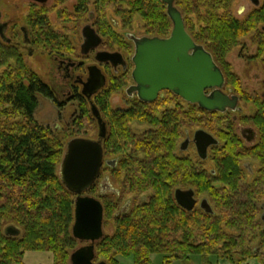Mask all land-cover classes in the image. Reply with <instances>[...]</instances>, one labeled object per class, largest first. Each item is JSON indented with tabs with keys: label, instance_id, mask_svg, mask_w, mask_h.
I'll list each match as a JSON object with an SVG mask.
<instances>
[{
	"label": "trees",
	"instance_id": "trees-1",
	"mask_svg": "<svg viewBox=\"0 0 264 264\" xmlns=\"http://www.w3.org/2000/svg\"><path fill=\"white\" fill-rule=\"evenodd\" d=\"M232 2L175 0V6L188 34L222 69L227 87L248 99L227 56L242 39L255 33L259 48L252 60L264 70V32L259 29L264 25V5L239 21L232 14ZM108 10L129 29L139 17L146 37L171 36L173 24L161 0H77L74 17L84 22L92 11L93 25L105 39L107 50L131 54L134 49L127 38L129 33L123 37L113 31ZM45 15L43 8L38 12L33 9L27 18L33 46L49 56L75 52L67 38L51 29ZM14 34L10 44L0 38V264H25L27 253H49L53 264H70V255L78 247L72 236L76 196L63 184L59 166L69 141L98 139L96 122L81 97L77 98L81 114L64 134L37 122L38 97L52 100L53 94L25 63L16 45L19 33ZM131 83L130 71L122 73L94 100L107 125L102 142L104 159L117 160L115 168L104 164L101 172L110 178L114 191L98 194V182L88 191L98 194L105 225L112 223L115 229L112 236L97 244V258L107 264H121L119 258L151 264V257L160 254L165 264L191 262L195 257H214L231 264L257 258L264 264V99L255 103L252 117L242 118L259 133L258 144L246 147L233 125L228 133L220 134L217 127L223 119L219 115L203 112L172 93H164L166 98L152 104L136 100L129 110L113 111L110 97ZM168 103L176 108L161 113ZM184 105L189 116L184 114ZM134 124L147 125L149 130L139 135L132 129ZM187 124L191 130L207 129L223 141L216 149L215 175L177 155ZM248 160L260 166L251 183L242 167ZM178 189L193 190L197 200L207 199L213 213L207 214L198 206L192 212L181 208L175 200ZM8 227L16 228L20 235L8 236Z\"/></svg>",
	"mask_w": 264,
	"mask_h": 264
},
{
	"label": "water",
	"instance_id": "water-1",
	"mask_svg": "<svg viewBox=\"0 0 264 264\" xmlns=\"http://www.w3.org/2000/svg\"><path fill=\"white\" fill-rule=\"evenodd\" d=\"M31 1L44 6L49 0ZM161 1L167 6V14L173 24L171 36L165 39L139 38L127 34V38L135 46L132 58L134 85L127 92L130 95L135 93L140 101L147 104L155 103L161 93L170 92L184 102L198 105L208 112L225 113L228 110H236L239 97L223 93L225 86L223 72L212 55L197 45L188 34L184 18L175 6V0ZM5 31L6 25L0 26V38L10 44L11 40L6 37ZM102 43L103 40L95 29L91 26L84 28L81 45L83 55L98 50ZM96 61L99 64L111 65L115 71L119 68L127 69V62L119 52L100 51L97 53ZM89 75L88 82L84 84L83 96L92 101V98L105 88L107 80L98 66L90 67ZM91 112L98 123V140L76 138L69 141L59 166V176L63 184L76 196L72 236L81 247L71 253L70 264H107L96 262V246L105 237L104 207L99 199L86 196L99 180L105 164L102 142L107 136V125L93 103ZM195 144L200 156L205 158L208 149L218 142L210 134L199 131L195 135ZM188 146L189 141H186L181 150H187ZM106 164L112 167L115 163L107 161ZM101 194L104 193L101 191ZM175 200L187 212H192L199 205L205 213H213L207 199L198 204L193 190L178 189L175 192ZM129 206L130 203L127 204V208ZM261 220L264 223V214ZM6 234L17 237L20 232L14 227H8Z\"/></svg>",
	"mask_w": 264,
	"mask_h": 264
},
{
	"label": "rangeland",
	"instance_id": "rangeland-1",
	"mask_svg": "<svg viewBox=\"0 0 264 264\" xmlns=\"http://www.w3.org/2000/svg\"><path fill=\"white\" fill-rule=\"evenodd\" d=\"M263 1V0H261ZM44 7V8H43ZM77 7V0H49L46 6L34 4L31 0H0V26H6L5 35L8 39L13 38L15 35L14 33H19V41L17 42V46L21 49L24 55L25 63L36 72L39 77L48 85L53 86L59 92V103L65 105V107L59 108L58 104L51 102L47 98L42 96L38 97L39 106L35 114V119L42 125L48 126L53 130L57 131L58 133L64 134V132L68 129H71L74 125L76 119L79 118L81 114V110L79 107V103L73 104L67 100V97L64 95L67 90L68 83L63 82L62 77L58 73V63L54 60L53 55L45 54L42 49H37L33 44H31V35L27 30L26 21L30 14V12L34 9V11L38 12L42 8L46 10V17L51 29L58 35L63 36L69 40L71 44V48L75 50L72 54H69L73 59H84L81 56L80 47L82 45L81 39V30L87 24H91L89 21L90 14L88 13L86 16V20L84 22L77 21V17H74V13ZM234 13L240 19H243L247 16V14L253 9V7L245 0H236L234 3ZM243 12V13H242ZM62 18V19H61ZM194 22L197 23L196 19L193 17ZM107 20L113 31L119 35H124L126 33L135 35L136 37H146L144 31V24L139 17H135L131 23V27L125 28L123 26L122 19L118 16L114 15L112 10H108ZM80 23V24H79ZM79 25V27H78ZM22 29L24 31H22ZM78 35V36H77ZM77 38V41H76ZM11 40V39H10ZM79 40V41H78ZM28 41L29 43L26 44L25 42ZM245 43L249 47L250 53H254L252 49L254 46L251 43V37L248 36L244 39ZM14 44L16 43L13 42ZM134 48V47H133ZM103 48L101 47L100 50ZM105 49V47H104ZM119 51V50H115ZM135 48L133 52L130 54L127 51H122L124 58L126 61L130 62L134 56ZM240 52L239 50H234L230 56L229 60L232 62L233 71L237 73L236 75L241 79L242 87L244 92L248 95V99H242L240 107L243 108V115L244 117H252L254 112L256 111L255 103H257L260 99L263 98V93L261 92V81L263 77L262 68L259 65H251L246 66V63L239 57ZM86 61V65H96V62L93 60V57L88 59H84ZM103 73H107L109 79L106 87L103 90L109 89L112 86L113 79L118 78L117 75L114 74L113 70L106 69L105 66H99ZM85 70V69H84ZM80 71L81 73L84 72ZM106 70V71H105ZM87 76V75H86ZM120 77V75H119ZM127 88V87H126ZM126 88L113 94L109 99V106L113 111L116 110H124L130 108V104L132 103L131 100L126 95ZM102 90V91H103ZM100 93V92H99ZM163 99L167 97V94H163L161 96ZM69 102V103H68ZM89 106V110L91 112V106ZM164 109H162L161 113L166 111H173L176 106L174 104L168 103L164 105ZM184 114L188 115L189 109L186 105H184ZM187 112V113H186ZM92 115V112H91ZM189 116V115H188ZM93 117V116H92ZM95 120V119H94ZM183 120V117L180 118ZM96 124L94 127L96 128V135H99V128L97 121L95 120ZM132 129L137 134H144L149 128L146 126H140L134 124ZM189 130L188 124L183 128V137L181 138L178 149L177 155L185 158H190L194 161L189 155L193 156V153L186 152L185 154H181L179 148L181 144H183L187 137L186 132ZM98 140V139H97ZM67 148V145H66ZM66 153V150H65ZM253 167V168H252ZM250 167L252 170L255 171V176L249 175L247 172V181L251 183L254 181L257 173L260 169V166L256 163ZM211 169H214V165L209 164L207 171L210 172ZM105 176H100L97 184V193L109 192L106 188L104 189V185L108 184L109 182L105 180ZM110 186V185H109ZM98 194L92 195L86 193V196L97 198ZM204 198L199 197V202L202 201ZM199 207V206H198ZM114 225L109 223L108 226L105 225L104 221V233L105 236H112L114 234ZM81 245L78 243V247ZM97 253V252H96ZM98 259V258H97ZM96 259V262H106L103 259ZM121 264H134L132 258H119ZM25 264H53V257L49 253H27L25 255ZM218 261H224L218 258H204V257H195L192 259L191 262H172L171 264H231V263H222ZM238 261V260H236ZM253 261V262H252ZM227 262V261H225ZM252 262V264H262L260 259L253 258L252 260L241 263V264H248ZM151 264H165V259L160 254H155L151 257Z\"/></svg>",
	"mask_w": 264,
	"mask_h": 264
},
{
	"label": "flooded vegetation",
	"instance_id": "flooded-vegetation-1",
	"mask_svg": "<svg viewBox=\"0 0 264 264\" xmlns=\"http://www.w3.org/2000/svg\"><path fill=\"white\" fill-rule=\"evenodd\" d=\"M236 0H233V4H232V8H231V11H232V14L233 16L238 19L239 21H243L245 20L248 16H250L251 14H253L255 11L259 10L263 5H264V0L261 1V0H245L247 1L252 7L253 9L247 14V16L243 19H240L239 17H237L234 13V3H235ZM49 2V1H48ZM34 3V2H33ZM36 4V3H34ZM38 5V4H37ZM46 6V5H44ZM44 8V7H43ZM243 13V12H242ZM93 20H94V14L91 13L90 14V18H89V21L91 22V24H87L83 27V29L81 30V39H82V44H83V30L85 27L87 26H91L93 29H95V31L99 34V36L102 38L103 40V43L101 45V47L103 48L102 50H100V48L98 50H95V51H91L88 55H83L82 52H81V56L84 58V59H88L90 57H93V60L96 62V65H86V61L84 59H73L72 57H69V56H65V55H60V53H57V54H54L53 58L54 60L58 63V73L60 74V77H62L63 79V82H66L68 83V86H67V90H66V93L64 94L66 97H67V100L70 102V103H73V104H78L77 102V98L78 97H81L83 99H85L88 103V105L91 106V104L93 103L95 105V98L97 97V95L99 94H96L93 98H92V101H89L87 100V98H85L83 96V90H84V84H86L90 78V75H89V68L90 67H93V66H105L106 69H111L113 70L114 74L117 75L119 77V75L121 76L122 73H125V72H128L130 71V75H131V79H132V72H133V69H134V66L132 64V59L131 61L127 62V69L126 70H123L122 68H119L117 71H115V69L111 66V65H105V64H99L97 61H96V57H97V53L100 52V51H105V52H119L121 53V51H110V50H107V49H104V46H105V39L102 37V35L97 31L96 27L93 25ZM7 26V25H6ZM259 29L261 30V32H264V25H261L259 27ZM22 31H24L22 29ZM256 34L255 33H251L250 37H251V43L253 44V50H254V53H250L249 55L248 52H250L249 50V47L247 46V44L245 43V41H243L244 39L241 40V44L238 45L234 50H239L240 52V55L239 57L241 59H243V61L246 63V66H251V65H259L261 68H262V71H263V77H262V81H261V92L263 93V99H264V91L262 90V82H263V79H264V70H263V67L260 65V64H256L255 63V60H252V59H255L256 58V55L258 54V44L256 43V39H255V36ZM78 36V35H77ZM141 38V37H140ZM76 41H77V38H76ZM79 41V40H78ZM31 44H32V41L30 40ZM195 42V41H194ZM196 43V42H195ZM197 44V43H196ZM198 45V44H197ZM200 46V45H199ZM133 47L135 48L134 44H133ZM203 47V46H202ZM204 48V47H203ZM205 49V48H204ZM206 50V49H205ZM233 50V51H234ZM80 51H81V47H80ZM207 51V50H206ZM232 51V52H233ZM208 52V51H207ZM230 52L227 56V62L230 64L231 66V69L232 71L234 70L233 69V65H232V62H230L229 60V56L230 54L232 53ZM209 53V52H208ZM122 54V53H121ZM123 55V54H122ZM263 56H264V53H263ZM213 57V56H212ZM214 59V58H213ZM126 60V59H125ZM215 61V60H214ZM216 63V62H215ZM218 66V65H217ZM219 67V66H218ZM100 68V67H99ZM220 68V67H219ZM85 69V70H84ZM101 69V68H100ZM221 69V68H220ZM83 73H81L80 71H83ZM102 71V69H101ZM106 71V70H105ZM222 71V69H221ZM103 72V71H102ZM223 72V71H222ZM234 72V71H233ZM235 73V72H234ZM106 77V80H107V83H108V75L107 73H103ZM224 74V73H223ZM237 74V73H235ZM87 75V76H86ZM225 77V75H224ZM106 83V85H107ZM134 85V82H133V79H132V83L126 88V95L128 96V98L131 100V104H130V108L128 109H124V110H129L132 108V105L133 103L136 101V100H139V98L137 97V95L135 93H133L132 95H130L127 90H129L130 87H132ZM50 86V85H49ZM106 87V86H105ZM51 88V91H52V94H53V99L50 100L51 102L53 103H57L58 104V107L59 108H62V107H65V105H62V103H59V92L53 87V86H50ZM102 91V90H101ZM100 91V92H101ZM223 93L229 95V96H237L239 97V103L237 105V108L236 110H228L226 111L225 113H220V112H208V111H205L203 109H201L198 105H192V104H189V105H192V106H198L199 109H201L203 112H206V113H209V114H214V115H219L220 118L223 119L222 123L217 127V131L220 133V134H223V133H228V128L230 127V125H233L234 126V133L242 140V142L244 143V145L246 147H255L258 142H259V133L258 131L252 126V125H249V124H246L244 122H242V118H245L244 115H243V108L240 107V103H241V98L239 95H237L231 88L227 87V82H226V78H225V86L223 88ZM164 93H170V92H163L160 94L159 98L164 94ZM210 93V91L208 92ZM140 101V100H139ZM68 102V103H69ZM141 102V101H140ZM186 103V102H185ZM188 104V103H186ZM96 106V105H95ZM97 107V106H96ZM79 108V107H78ZM98 108V107H97ZM99 110V109H98ZM121 110V109H120ZM123 110V109H122ZM255 113V112H254ZM101 114V113H100ZM201 115V114H200ZM93 116V115H92ZM102 117V115H101ZM94 118V117H93ZM103 118V117H102ZM95 119V118H94ZM96 120V119H95ZM106 123V122H105ZM98 124V123H97ZM99 128V127H98ZM199 131H204L208 134H210L211 136L214 137V139L218 142L217 145H213L212 147H210L207 151V154H206V157H201L200 154H199V151H198V148L195 144V135L197 132ZM186 141H189V146L187 148V150L185 151H182L181 150V146L183 144H181L180 148H179V151L180 153L183 155L185 154L186 152L189 151V153H193L191 155H189V157H191L193 160H190L196 164H201L204 166V169L207 170L208 168V165L209 164H212L214 165V169H211V174H216V155H217V151L216 149L220 146V144H223V141L221 140V138H219V136H217L215 133L211 132V131H208L207 129H202V128H199V129H196V130H191L189 129L187 132H186ZM185 141V142H186ZM184 142V143H185ZM107 161H111L112 163L114 162L115 164L111 167V168H115L116 165H117V160H105V165ZM256 163L258 164L257 161H252V160H248V161H244L242 163V167L245 169V171L251 175L252 177L255 176V171L252 170V166L253 164ZM252 167V168H250ZM102 172V171H101ZM101 176V175H100ZM106 181L109 182V185L106 184L104 185V189L106 188L109 192H112L114 191V188L112 186V182L110 180L109 177H106L105 179ZM98 182V181H97ZM198 201V204L201 202ZM199 206V205H198ZM264 214V213H263Z\"/></svg>",
	"mask_w": 264,
	"mask_h": 264
},
{
	"label": "crops",
	"instance_id": "crops-1",
	"mask_svg": "<svg viewBox=\"0 0 264 264\" xmlns=\"http://www.w3.org/2000/svg\"><path fill=\"white\" fill-rule=\"evenodd\" d=\"M219 263L222 262V263H228V262H225V261H218ZM253 262V261H252ZM252 262H249L248 264H252Z\"/></svg>",
	"mask_w": 264,
	"mask_h": 264
}]
</instances>
